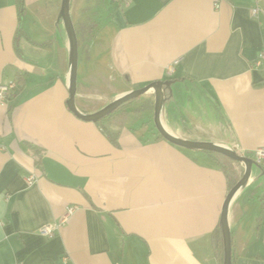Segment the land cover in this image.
Listing matches in <instances>:
<instances>
[{
	"label": "crops",
	"instance_id": "0c3cea01",
	"mask_svg": "<svg viewBox=\"0 0 264 264\" xmlns=\"http://www.w3.org/2000/svg\"><path fill=\"white\" fill-rule=\"evenodd\" d=\"M44 2L0 0V84H16L0 102V264H221L220 214L231 188L222 166L234 165L228 174L236 182L243 165L157 138L138 114L153 117L151 91L101 126L76 117L66 104L61 0ZM254 4L117 0L108 41L82 53L91 66L84 63L77 108L92 113L168 81L174 96L165 90L160 112L168 132L254 160L264 146V15H251ZM112 82L121 89L107 97ZM68 206L74 211L64 217ZM227 219L235 264H264L257 163ZM44 225L54 226L51 236L39 232Z\"/></svg>",
	"mask_w": 264,
	"mask_h": 264
},
{
	"label": "water",
	"instance_id": "95a60500",
	"mask_svg": "<svg viewBox=\"0 0 264 264\" xmlns=\"http://www.w3.org/2000/svg\"><path fill=\"white\" fill-rule=\"evenodd\" d=\"M59 19L62 20L64 28L66 31V36L68 38L69 44V81H68V93L69 97L66 104L73 114L85 121L97 122L100 119L107 117L116 111L123 103L138 98L144 95L148 91L154 94V104H153V125L157 133L165 140L170 143L177 145L179 147L191 149V150H203L208 152H213L221 154L231 161L241 163L244 167L241 177L235 182L233 186L229 189L226 198L223 202L221 214H220V228L222 234L223 243V263L222 264H232V242H231V232L228 225V206L229 203L236 193V191L244 186L250 176L252 165L256 162L247 156L238 154L234 149L229 146H224L211 141H198V140H188L182 139L174 136L168 132L162 124L160 112L165 99V90L171 94V86L168 81H154L143 87L136 88L125 92L108 104L103 106L92 113L81 112L75 104V95L77 90V69H78V37L76 34L75 27L73 25L71 15H70V0H61Z\"/></svg>",
	"mask_w": 264,
	"mask_h": 264
},
{
	"label": "rangeland",
	"instance_id": "374dc122",
	"mask_svg": "<svg viewBox=\"0 0 264 264\" xmlns=\"http://www.w3.org/2000/svg\"><path fill=\"white\" fill-rule=\"evenodd\" d=\"M55 1L57 0H43L46 7L52 5ZM116 3H117V0H70L71 19H72V22H73V25L75 27L76 34L78 37L79 57H78V69H77V84L80 83L84 63H86L87 68L88 66H91L89 65L91 64V62L89 61L87 62L86 60L84 62L82 53L84 54V52L86 51V48L90 49V46H92L93 44L97 45L100 43V41H103L106 43L110 35L112 34V31L114 29V23L111 20V14L114 10ZM76 5L79 6V8H81L82 10L80 11L79 9L78 11H76L75 9ZM29 9H32V6H30ZM31 17H32V14L28 10L26 17L22 18L23 20L22 22L26 21V26H27L30 22ZM58 22L61 23V26L64 29V32L66 35V31H65L62 20H59ZM119 89H121V86L115 82H112L111 85H109V87L106 88L104 95L106 94L107 97H111ZM171 95L172 97L174 96V89H172ZM96 98L93 96V99H96ZM141 100H142V95H141ZM138 105H139V102L134 103L133 106L137 107ZM115 112L116 111H114L112 115ZM138 114L143 119L144 122L146 121L147 125H149L152 129H154L153 128L154 127L153 117H152L151 112H149L148 115L147 114L145 115L142 111H140ZM128 120L126 119L123 121H128ZM133 121L134 119L130 121L129 125H133L134 123ZM122 123H125V122H122ZM138 125L142 126V123H138ZM136 128L141 129L139 128V126H137ZM230 165L231 166H228V167L233 169L234 165L233 164H230Z\"/></svg>",
	"mask_w": 264,
	"mask_h": 264
},
{
	"label": "built area",
	"instance_id": "2783aa9c",
	"mask_svg": "<svg viewBox=\"0 0 264 264\" xmlns=\"http://www.w3.org/2000/svg\"><path fill=\"white\" fill-rule=\"evenodd\" d=\"M250 13L253 17L264 15V0H255V4L251 7ZM16 84L14 81H8L0 84V102L6 98L12 90H14ZM234 149V148H232ZM235 150V149H234ZM236 151V150H235ZM254 161L261 167L264 168V146L255 148L254 150ZM27 183L30 184L33 181V176L27 177ZM74 206H68L64 217L70 215L74 211ZM54 226L44 225L39 229V232L46 236L53 234Z\"/></svg>",
	"mask_w": 264,
	"mask_h": 264
},
{
	"label": "trees",
	"instance_id": "16d2710c",
	"mask_svg": "<svg viewBox=\"0 0 264 264\" xmlns=\"http://www.w3.org/2000/svg\"><path fill=\"white\" fill-rule=\"evenodd\" d=\"M136 99H137V98L132 99V100H129V101L123 103V104L118 108V110H119L120 108H122V107H125L126 105H128L129 103L133 102V101L136 100ZM111 115H112V114L108 115L107 117H105V118H103V119L98 120L96 123L99 124V125L101 126V123L104 122V120L107 119L108 117H110ZM108 136H109V138L111 139V141H113V142L115 141L114 138H111V137H110V134H108ZM157 138H162V137H161L159 134H157ZM114 143H115V142H114ZM208 153L212 154V152H208ZM213 155H215V154H213ZM227 160H228V159H227ZM228 161H230V160H228ZM222 167H223V169H225V172L227 173V177H229V187H231V186L234 184L235 180L231 179V176L228 174V171H230V170L227 169L226 165H223ZM217 242L220 244V248H223V244H222V242H221V240H220L219 238L217 239ZM222 263H223V259H222V261H221V264H222ZM232 264H235V261H234L233 259H232Z\"/></svg>",
	"mask_w": 264,
	"mask_h": 264
}]
</instances>
